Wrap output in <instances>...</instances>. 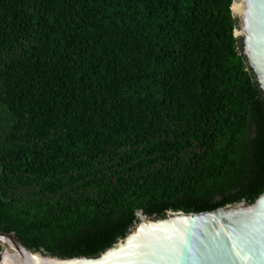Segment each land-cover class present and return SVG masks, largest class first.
I'll return each instance as SVG.
<instances>
[{
  "label": "trees",
  "instance_id": "1",
  "mask_svg": "<svg viewBox=\"0 0 264 264\" xmlns=\"http://www.w3.org/2000/svg\"><path fill=\"white\" fill-rule=\"evenodd\" d=\"M234 0H0V234L96 259L138 222L264 193V98Z\"/></svg>",
  "mask_w": 264,
  "mask_h": 264
},
{
  "label": "water",
  "instance_id": "2",
  "mask_svg": "<svg viewBox=\"0 0 264 264\" xmlns=\"http://www.w3.org/2000/svg\"><path fill=\"white\" fill-rule=\"evenodd\" d=\"M234 38L264 98V0H234ZM137 223L96 259L62 260L26 250L13 234H0V264H264V193L211 213L168 214Z\"/></svg>",
  "mask_w": 264,
  "mask_h": 264
}]
</instances>
